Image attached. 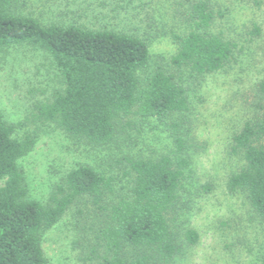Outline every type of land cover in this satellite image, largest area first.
<instances>
[{
  "label": "trees",
  "instance_id": "trees-1",
  "mask_svg": "<svg viewBox=\"0 0 264 264\" xmlns=\"http://www.w3.org/2000/svg\"><path fill=\"white\" fill-rule=\"evenodd\" d=\"M24 2L0 0V48L28 44L50 56L60 86L36 107L38 120L104 145L123 118H154L169 130L171 145L155 157H125L124 192L112 176L79 165L40 202L28 196L18 165L34 138L15 137L0 112V264H47L42 232L81 198L95 212L92 264H175L199 239L184 219L191 152L199 146L190 134L189 91L200 77L231 69L248 45L264 37L262 0H174V26L162 30L175 45L169 69L157 66L143 77L150 59L144 28L153 26L152 16L124 15L117 2L103 9V1L91 6L74 0L44 22L23 13ZM228 153L242 164L228 175L226 189L243 193L264 223V80L255 85L251 114L231 134ZM254 264H264V246Z\"/></svg>",
  "mask_w": 264,
  "mask_h": 264
},
{
  "label": "rangeland",
  "instance_id": "rangeland-1",
  "mask_svg": "<svg viewBox=\"0 0 264 264\" xmlns=\"http://www.w3.org/2000/svg\"><path fill=\"white\" fill-rule=\"evenodd\" d=\"M24 1L22 12L44 22L55 19L67 1L69 5L79 2ZM99 1H103V9L115 2L123 5L124 15L144 11L152 16L153 26L144 28L149 35L150 59L139 74L143 77L157 66L169 69L175 45L162 30L174 26V0H87L91 6ZM259 14L264 24V0ZM89 18L95 24L96 20ZM261 80L264 37L248 45L231 69L200 77L189 91L190 134L199 146L191 152L193 173L185 184L189 208L184 219L199 239L175 264H254L263 251L264 223L253 214L243 193L229 192L225 186L228 175L242 164L241 158L228 153L230 136L250 116L255 85ZM59 86L57 71L46 52L28 44L0 48V112L13 124L15 137L29 134L34 138L30 151L18 160L30 198L45 202L54 185L79 165L112 176L115 188L124 192L122 186L128 180L124 158L155 157L171 145L169 130L154 118H123L113 140L104 145L71 137L55 123L38 120L36 107L50 99ZM204 184L211 186L210 191L202 190ZM94 213L81 198L42 232L47 264L94 262L88 257L94 239L90 231L96 222Z\"/></svg>",
  "mask_w": 264,
  "mask_h": 264
}]
</instances>
